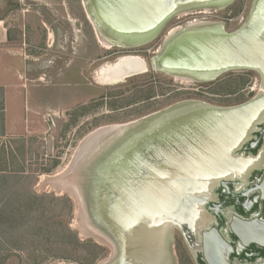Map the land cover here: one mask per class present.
<instances>
[{
  "label": "water",
  "instance_id": "1",
  "mask_svg": "<svg viewBox=\"0 0 264 264\" xmlns=\"http://www.w3.org/2000/svg\"><path fill=\"white\" fill-rule=\"evenodd\" d=\"M88 1L96 21L133 48L151 43L180 11L233 2ZM140 59L144 69L130 76L154 72L208 83L229 72L251 71L263 91L233 107L179 102L127 124L129 150L114 173L103 174V183L96 172L92 193L100 204L87 203L93 225L107 230L116 245L118 254L109 264H169L172 232L160 218L170 216L172 203L191 184L211 186L228 178L224 172L239 169L235 161H255L232 156L264 119V0H253L247 22L232 33L220 26L186 28L152 57ZM214 254L213 264H229L217 247Z\"/></svg>",
  "mask_w": 264,
  "mask_h": 264
},
{
  "label": "rangeland",
  "instance_id": "2",
  "mask_svg": "<svg viewBox=\"0 0 264 264\" xmlns=\"http://www.w3.org/2000/svg\"><path fill=\"white\" fill-rule=\"evenodd\" d=\"M243 1H245V13H248L252 0ZM40 3L43 4V1L41 0ZM48 4L52 10H54V4H57L55 7L60 9V7H67V0H51ZM230 9H233V6L228 10ZM80 11L75 7L71 11L70 29L74 31L73 38H69L67 24L63 25L62 22L61 25L55 24L60 33H66L65 40L61 39L56 44L57 52L60 53L56 54L57 58L49 53L46 56H40V53H45L43 50L38 51L39 54L30 52L32 55H27L28 60L25 62L17 57L5 58L7 64L13 66L15 70L9 72L5 78V81L14 88L8 89L6 98L0 99L5 104L4 112L0 109V172L5 169L9 172L23 169L31 176L26 187L28 191L38 195L52 194L56 197L65 195L72 200L67 194L56 195L53 192L38 191L37 185L43 175L53 177L64 171L79 143L98 128L133 122L185 101H198L217 107H233L252 99L261 88V82L256 73L247 72L250 73L249 75L244 71L229 72L208 83L181 81L163 73L154 72L134 75L118 83L104 80L97 72L103 64L111 63L105 58L118 49L103 48L95 37L93 25L83 16V22L80 23L86 24L87 40L85 41L78 27ZM57 12L55 19L59 16V11ZM39 13L47 23L49 19L46 12ZM197 14L199 13L193 12L173 18L163 27L156 39L136 48L133 55L142 59L152 57L171 30L193 22L195 19L199 22ZM41 17L39 18L42 19ZM215 20L222 21L221 18L212 19V21ZM209 21V19L206 20V22ZM242 23L240 16L229 27L235 30ZM45 33L47 34L46 30ZM71 41L74 44L71 45ZM32 42L38 48L40 43L38 37ZM44 42L46 45L47 39ZM101 57H104L105 61L99 65ZM34 59L38 61L35 60L36 62L33 63ZM134 63L130 62L125 66L133 67ZM246 77L249 79L246 84L226 87L231 82ZM81 185L86 186V183ZM72 202L74 205L73 200ZM76 220L74 205L70 227L79 237L78 231L74 228ZM96 228L99 229L98 226ZM85 238L83 239H91L108 250V255L104 259L110 257L112 254L110 247L91 237ZM181 250L183 258H186L184 249L181 248ZM171 252L172 264H177L174 250L172 249ZM24 256L21 254L22 260ZM21 259L11 257L5 264H22ZM60 263L67 264L64 262L52 264ZM188 263L190 264V261L186 262L185 259L183 264Z\"/></svg>",
  "mask_w": 264,
  "mask_h": 264
},
{
  "label": "flooded vegetation",
  "instance_id": "3",
  "mask_svg": "<svg viewBox=\"0 0 264 264\" xmlns=\"http://www.w3.org/2000/svg\"><path fill=\"white\" fill-rule=\"evenodd\" d=\"M40 2L41 0L19 1V44L23 46L24 50L21 56L23 62L28 60L27 55L39 54L41 50L45 53H40V56H46L49 53L52 57H56V54H60L57 52L56 44L61 39L65 40L64 35L66 33H60L56 26L61 25V22L63 25L67 24L69 27V38H73L72 33L74 31L70 29V15L73 7L79 9V11L81 10L78 27L81 34L83 33L85 41L87 40L86 24L80 23L83 22V16L88 21L83 0H67V7H60V9L55 7L57 4H54V10L47 9L48 6ZM239 3H242L241 11L234 16L232 10ZM232 6L233 9L228 10ZM40 11L46 12L49 19L47 23L41 17ZM57 11H59V16L58 19H55ZM216 11L211 10L203 13L202 10H199L195 13H199L197 14L199 21L206 22L209 19V22H219L226 33H232L238 29L232 30L229 26L236 22L240 16L241 22L243 21L241 26L247 22L249 17V12L245 13V1L243 0H233L229 5ZM30 16H33L36 21L33 26L28 20ZM218 18H221L222 21H212V19ZM193 21L198 20L195 19ZM36 37L40 40L38 48L32 42ZM46 39L47 44L45 45L46 42L44 41ZM70 44L74 43L71 41ZM114 48L118 49V51H112L105 58L106 61H111V63L108 62L109 64L106 65H113L121 57H138L133 55L136 48L121 49L112 47L111 49ZM35 60L38 61L34 59L33 63L36 62ZM105 60L104 57L99 58V65ZM49 63L51 64L52 62L50 61ZM256 75L259 77L257 73ZM263 130L264 119L232 156V158H239L241 155L245 158L252 156L255 158L253 163L235 161V165L239 169L224 172V175H227L228 178H222L213 184L211 183V186L204 184L202 186L189 185L185 190L186 195L184 196L182 193L181 199L172 203L170 216L168 217V214L165 213L160 218L162 221L168 220L167 223L170 225L172 242L171 248H169L170 252L173 249L177 256V264H183L185 259L186 262L190 261V264H213L216 247L229 264H256L264 261ZM226 247L230 249L229 252ZM181 248L184 249L186 258H183ZM171 261L173 263L172 252ZM170 262L169 264H171Z\"/></svg>",
  "mask_w": 264,
  "mask_h": 264
},
{
  "label": "trees",
  "instance_id": "4",
  "mask_svg": "<svg viewBox=\"0 0 264 264\" xmlns=\"http://www.w3.org/2000/svg\"><path fill=\"white\" fill-rule=\"evenodd\" d=\"M241 8L239 3L232 10L233 15H238ZM248 80L240 78L225 86H242ZM30 178L23 169L0 172V264L11 257L21 259V254L25 255L22 264H97L106 258V248L91 239L81 240L70 227L72 200L65 195L28 191Z\"/></svg>",
  "mask_w": 264,
  "mask_h": 264
},
{
  "label": "bare ground",
  "instance_id": "5",
  "mask_svg": "<svg viewBox=\"0 0 264 264\" xmlns=\"http://www.w3.org/2000/svg\"><path fill=\"white\" fill-rule=\"evenodd\" d=\"M83 4L87 13L88 20L94 27L96 39L99 41L100 45L103 48L111 49L112 47H120L123 49L134 47L131 43L125 44L123 40L112 36V34L105 27H103L96 21L93 15L94 12L88 0H83ZM224 6L225 4H217L184 10L178 12L175 17L191 14L199 9H203V13H207L211 10L218 11L224 8ZM198 25L222 27V24H220L219 22H188L184 26L176 27L175 29L171 30L166 36L164 42L168 43L184 29L195 27ZM160 49L161 47L159 48V50ZM130 62H135V66L126 67L125 65ZM143 69V63L139 57H121L113 65H103L102 67H100L98 75L104 80L118 83V81L121 82V80L128 78L134 73H139ZM172 77L180 79L181 81H192L187 77ZM261 91H263L262 88L259 89V92ZM139 122L141 123V121ZM127 124L128 123L123 124L124 126L110 125L101 127L88 134L75 149L73 157L68 166H66V169L53 177H47L43 175V177L40 178L39 184L37 185L38 191L53 192L56 195H69L75 203L74 205L77 220L74 228L78 231L79 237L82 238V240H84L83 238L85 237H91L95 241L101 244L104 243L111 248L112 254L110 255V258L106 260L104 259L103 261L98 262V264L111 263L118 252L113 240L110 239V234L108 233V231L105 229H103V231L100 228L97 229V225L94 226L92 223L93 221H91L89 217L90 212L89 208L87 207L88 200L90 203L92 202L95 207L100 204L97 193H95L96 195L93 199L91 179L94 177L96 172H98L99 175H97V177L101 178L102 180L100 179V181L103 183L106 180V177H103V174L105 175L110 172L114 173L115 169L118 166V162L124 157V152H127L130 148V139L126 140L127 136H129L130 133L125 132L127 128H130ZM79 176H81V178ZM82 183H86V187L85 185H81ZM100 189L101 188L99 187L98 190ZM103 189L104 188L102 187L101 190ZM96 190L97 188L95 189V191ZM84 194L86 195L87 200L84 198ZM87 194L89 196H87Z\"/></svg>",
  "mask_w": 264,
  "mask_h": 264
},
{
  "label": "crops",
  "instance_id": "6",
  "mask_svg": "<svg viewBox=\"0 0 264 264\" xmlns=\"http://www.w3.org/2000/svg\"><path fill=\"white\" fill-rule=\"evenodd\" d=\"M19 1L23 0H0V97L6 98L7 90L14 88L13 85L5 81L6 75L13 72V66L7 64L6 57L12 56L21 59L24 53L23 46H19ZM33 1V0H30ZM47 5L51 0H42ZM33 26L35 18L28 17ZM94 31V30H93ZM95 33V32H94ZM21 75V73H19ZM5 104L2 103V112Z\"/></svg>",
  "mask_w": 264,
  "mask_h": 264
}]
</instances>
